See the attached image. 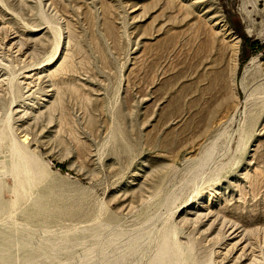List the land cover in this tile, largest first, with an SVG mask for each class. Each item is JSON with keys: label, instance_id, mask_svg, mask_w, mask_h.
<instances>
[{"label": "rangeland", "instance_id": "374dc122", "mask_svg": "<svg viewBox=\"0 0 264 264\" xmlns=\"http://www.w3.org/2000/svg\"><path fill=\"white\" fill-rule=\"evenodd\" d=\"M149 231L136 264L164 231L172 264H264V0H0V264H110Z\"/></svg>", "mask_w": 264, "mask_h": 264}, {"label": "bare ground", "instance_id": "6f19581e", "mask_svg": "<svg viewBox=\"0 0 264 264\" xmlns=\"http://www.w3.org/2000/svg\"><path fill=\"white\" fill-rule=\"evenodd\" d=\"M2 1V0H1ZM3 4V3H2ZM5 7V6H4ZM6 8V7H5ZM2 11V10H1ZM7 11V10H6ZM216 24V23H214ZM211 26V25H210ZM4 28V26H3ZM37 29V28H36ZM4 30V29H3ZM6 31V30H5ZM13 32V31H12ZM233 32V30H232ZM8 33V32H7ZM235 33V32H233ZM10 35V34H9ZM237 35V34H236ZM235 35V36H236ZM15 37H11L9 38V40H11V44L14 43V39ZM235 39H230L229 40V52L231 56L230 58L232 59V62L234 65H232L231 67L233 68V73L235 75L236 70H237V63H238V39H236V37H233ZM4 40V39H3ZM9 45V44H8ZM229 58V59H230ZM253 60V57L251 58L250 61ZM229 62V63H230ZM253 63V62H252ZM230 65V64H229ZM54 67V66H53ZM230 67V66H229ZM232 70V69H231ZM32 71V70H31ZM29 72V71H28ZM244 72V71H243ZM32 75V73H28L26 75L27 78H30ZM38 77V76H37ZM36 77V78H37ZM32 78V77H31ZM38 79V78H37ZM236 90V89H235ZM251 96H249L250 98ZM248 98V99H249ZM252 99V98H251ZM247 101V100H246ZM255 101V100H254ZM254 102H252L253 104ZM256 103V102H255ZM254 103V104H255ZM251 105V104H250ZM248 111V110H247ZM247 113V112H246ZM223 114V113H222ZM246 115V114H245ZM245 118V117H244ZM9 119V118H8ZM231 119V118H230ZM241 126V125H240ZM242 129V128H241ZM235 132V131H234ZM238 132V131H237ZM240 132V131H239ZM221 133V131H220ZM241 134V133H240ZM224 135V134H223ZM11 136V135H10ZM233 136V134H232ZM12 137V136H11ZM20 141L23 143V145H18V143L14 142L12 144V151L14 152V154H17L18 158H19V166H23V173L29 174L31 172L33 173H37L38 169H36V160H38V157H36V155L34 153H32L31 151H29V149L26 147V145L24 144L27 141V135L26 134H22L19 136ZM14 139V138H13ZM228 140V139H227ZM239 140V139H238ZM218 141V140H216ZM216 141L215 139H213L208 145L207 147L203 150L202 154H201V158L199 160V162L197 163V165L195 166L194 170L192 171L191 175L188 178V182L189 180L192 179V181H194V178L196 179V177L204 170L205 171V167L207 166V164L211 161V159L213 158V155L215 154L216 151ZM231 141V140H230ZM229 141V142H230ZM222 144V143H221ZM218 145V144H217ZM220 147V146H219ZM223 147V146H222ZM226 147V146H225ZM11 149V148H10ZM40 156V155H39ZM219 158V157H218ZM13 161V160H12ZM48 161H46L47 163ZM216 166V165H215ZM13 167V165H12ZM208 167V166H207ZM206 167V168H207ZM16 168V167H15ZM213 168V167H212ZM215 170V169H214ZM213 171V170H212ZM10 173V172H9ZM203 173H201L202 176ZM60 175V174H59ZM65 175V174H63ZM3 176V175H2ZM199 176V177H201ZM67 177V176H66ZM198 178V177H197ZM197 180V179H196ZM191 182V181H190ZM217 189V188H216ZM170 194V193H168ZM24 197H26V195H23ZM178 193L176 191L171 192V194L166 197V203H170L172 201H174L175 198H177ZM12 197V196H11ZM217 197V196H216ZM29 198V197H28ZM27 201V200H26ZM210 200L207 203H201L200 207L196 210L195 212V216H205L207 215V213L210 211ZM212 203V202H211ZM169 205V204H168ZM167 205V206H168ZM172 205V204H171ZM41 207V206H40ZM166 207V206H165ZM170 207V206H168ZM167 207V208H168ZM195 208V207H194ZM27 209V208H26ZM191 209V208H190ZM169 210V209H168ZM188 215V211H184L183 213L180 214V218H183L185 216ZM194 216V217H195ZM190 217V216H189ZM188 218V217H187ZM193 218V217H191ZM17 221V220H16ZM188 221V220H187ZM193 221V220H192ZM14 222V221H13ZM191 222V220H190ZM14 225V224H13ZM19 225V224H18ZM21 226V225H20ZM25 227V226H24ZM168 227V226H167ZM15 230V229H14ZM150 230V229H148ZM147 230V231H148ZM164 229H162L163 231ZM166 230V229H165ZM244 232L247 233V231L245 229H243ZM150 231L149 232H145L144 235H139L138 233L136 234H132L128 237L127 239V244L124 247V249H122L121 251H116L111 253V255L108 257L107 262L110 264H123L125 263L128 259H132L131 264H136L137 262V256L138 254L143 253V251H140V245L143 244V241H145L149 236H150ZM49 234V232H48ZM20 237V236H19ZM65 237V236H64ZM23 238V237H22ZM59 240V239H58ZM241 241V240H240ZM238 240V242H240ZM237 242V243H238ZM246 244V243H245ZM248 245V242H247ZM245 247V245H242L241 248L243 249ZM175 248V247H174ZM152 250V248H150ZM149 249V250H150ZM2 251V252H1ZM54 251V250H53ZM148 251V249H146L144 251V253H146ZM4 247L0 246V254L4 255ZM150 253V254H149ZM147 254V258H146V264H172L173 263V252L171 251V245H170V235L164 231V232H160L159 233V237L156 241V245L154 247V250L151 252H149ZM49 255V253L47 252H42L41 253V257H45L47 258ZM144 255V254H143ZM40 257V256H39ZM135 257V258H134ZM36 259L34 258H26L24 260H22V264H33L35 262ZM143 261V260H142ZM130 263V261H129ZM139 264V263H138Z\"/></svg>", "mask_w": 264, "mask_h": 264}, {"label": "trees", "instance_id": "16d2710c", "mask_svg": "<svg viewBox=\"0 0 264 264\" xmlns=\"http://www.w3.org/2000/svg\"><path fill=\"white\" fill-rule=\"evenodd\" d=\"M229 22H230V24H231V26L233 27V29H235L239 34H240V36L242 37V39H243V42H246L247 41V36L245 35V33L243 32V30L242 29H239L236 25H235V23L233 22V21H231L230 19H229ZM246 44V43H245ZM259 49V50H262L263 49V46L261 45V44H259V42L258 41H251L250 42V46L248 47L247 45H244L243 46V49H242V54H241V56L239 57V60H240V66H242L245 62H246V60L248 59V55H247V51L248 50H254V49ZM58 168H60L62 171H65V168H64V166L63 165H58L57 166Z\"/></svg>", "mask_w": 264, "mask_h": 264}]
</instances>
